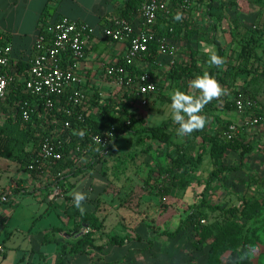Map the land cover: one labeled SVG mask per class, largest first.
Masks as SVG:
<instances>
[{
	"label": "crops",
	"instance_id": "obj_1",
	"mask_svg": "<svg viewBox=\"0 0 264 264\" xmlns=\"http://www.w3.org/2000/svg\"><path fill=\"white\" fill-rule=\"evenodd\" d=\"M124 1L0 0V38L11 46L10 69L25 73L35 54L33 43L37 33L46 24L66 16L93 28L94 38L86 46L81 72L86 76L87 87L108 93L111 88L102 78L101 64L121 62L125 53V44L109 41L101 35V30L109 18L119 15L116 10ZM232 11L236 16L235 27H231L226 17L219 19L215 15L202 14L203 7L183 16L188 24L187 35L180 32L177 36H169L176 43V51L159 53L153 63L147 60L144 64L145 70L156 82V91L148 97L145 104L136 100L130 107L138 118H143L142 126H153L147 121L149 111L143 109L149 101L160 99L169 104L170 92L176 88L186 91L188 81L200 75L199 71L215 70L218 76L223 77L221 73L226 69L230 70L234 65V70L239 72V79L232 83L231 79L224 76L223 81H218L221 86L228 89L229 94L214 99L205 106L202 113L208 118L205 129L198 131L194 138L188 139V136L180 138L177 135L173 138L174 144L185 143L186 148L191 150L193 155L203 149V153L206 152L211 158L208 143L200 147L202 137L217 133L227 121L238 126L240 137L251 143L253 138L264 139V124L246 128L241 123L249 117V113L226 107L227 101L234 95V90L242 88L245 84V75L240 71L245 70L246 66L244 62L238 63L237 57L247 29L257 24L264 31V0H235ZM209 46H214L216 53L219 56L221 54L225 59V64L219 69L209 68L206 64ZM171 59L174 60L172 66L169 65ZM261 59L257 63L260 67L264 64V55ZM184 64L193 69L192 76L188 77L180 73ZM174 68L176 71L172 78L170 72ZM17 84L19 83L14 85ZM14 85L10 87L7 97L0 99V134L8 137L7 145L0 147V186L7 187L12 182L16 183L14 196L9 201L0 203V264H58L57 254L61 246L65 247V251L59 264L205 263L207 254L202 259L182 258L185 252L190 256L197 255L198 248L184 251L181 245L173 246L181 234L178 233V225L173 228L167 226L168 209L161 207L159 203L161 195L156 193V189L147 185L148 176L152 178L151 181L163 177V174H160L159 178L157 171L162 169L161 158L165 163L167 161L165 156L167 146L150 137L146 132L135 133L138 135L139 147L131 148L128 151V158L111 154L112 146L101 166L66 178V185L70 184V188L65 193L68 196L65 201L64 198L56 203L47 201L42 191L31 184L28 171L17 157L20 155V141L24 136V130L17 124L19 119L13 118L11 114L12 102L17 97L16 93L12 92ZM256 99L253 102L256 104L258 101L257 108H261V112L264 111V90ZM160 111L161 109L158 110ZM174 126L175 124L170 122L168 131ZM243 132L249 135L247 139ZM26 136L29 140L24 145V149L31 151L35 148L34 140L29 137L33 136L32 131L27 130ZM172 149L173 146L168 148V150ZM162 153L163 157L160 156ZM124 171L127 173L126 177L122 176ZM196 173L198 174L199 171ZM195 181L196 179L193 178L190 184ZM138 186L141 188L139 191ZM74 189L88 195L89 198L84 202L86 212L95 211L97 215L104 217L102 228L95 234L94 240L96 245H102L101 249L85 246L83 251L74 254L66 252L69 248L68 242L83 232V229H80L77 234L74 233V225L78 219L68 214L76 209L70 195ZM188 191L189 189L183 198L177 196L182 194L177 190L173 196L182 201L183 199L194 201L193 193ZM167 196L171 195L162 197ZM42 201L47 202V206L41 211L39 204ZM57 227L61 229L59 232H56ZM173 233H175L173 239L168 240V236L171 237ZM114 238L123 240L120 244L111 242ZM248 247L249 255L241 264H264V243L252 241Z\"/></svg>",
	"mask_w": 264,
	"mask_h": 264
},
{
	"label": "built area",
	"instance_id": "obj_2",
	"mask_svg": "<svg viewBox=\"0 0 264 264\" xmlns=\"http://www.w3.org/2000/svg\"><path fill=\"white\" fill-rule=\"evenodd\" d=\"M191 2L143 0L137 11L129 16L108 19L101 35L109 41L125 44L121 62L101 64L102 78L111 88L108 93L87 87L86 76L81 72L86 46L94 38L93 28L83 22L62 16L46 24L35 36V54L25 73L10 69L11 46L0 45V99L7 97L15 83H21L20 91L29 97L18 95L12 102L11 114L28 125L37 138L24 166L31 184L42 191L47 201L56 203L64 198L65 180L71 173L96 169L105 161L115 137V127L111 125L106 130L94 131L90 124L84 123L86 118L90 116L98 122L100 107L108 99L121 100L130 109L136 100L145 104L156 91V82L144 68L149 44L156 42L161 54L173 53L177 46L169 35L158 34L153 26L161 12L190 13L201 9L198 3L190 8ZM172 64L173 59L169 61V65ZM136 68L141 72H136ZM235 106L237 111H244L245 100L240 93L235 97ZM73 118L84 123L86 135L83 139L72 135ZM244 122L250 126L264 124V111L247 117ZM236 128L235 124L230 125V129ZM98 137L101 145L96 143ZM96 148L101 150L97 152ZM15 187V182L7 187L0 186V203L14 196Z\"/></svg>",
	"mask_w": 264,
	"mask_h": 264
},
{
	"label": "trees",
	"instance_id": "obj_3",
	"mask_svg": "<svg viewBox=\"0 0 264 264\" xmlns=\"http://www.w3.org/2000/svg\"><path fill=\"white\" fill-rule=\"evenodd\" d=\"M143 0H125L123 5H121L116 12H118L121 16H129L131 12L137 11L139 6L141 5ZM181 1V0H179ZM194 2V3H193ZM196 3L201 4L204 8V15L211 16L215 15L219 19L228 18V22L231 27H235L236 16L232 11V6L235 4V0H192L189 4L190 8L195 7ZM203 3V5H202ZM177 6V5H176ZM176 11L172 10L169 13L161 12L158 14L157 20L153 26L154 30L160 35H169V36H177L180 32H183L187 35V22L185 19L182 21L176 22L173 20V15ZM183 13V16L189 15L188 13ZM110 17V16H109ZM42 28V27H41ZM46 35L48 32L44 30ZM0 44H5L4 41H1ZM261 53V54H260ZM159 54L158 45L156 42H151L149 44V50L147 53V60L153 63ZM264 55V31L261 30L257 24H254L253 27L247 29V33L244 41L241 44L240 51L238 53V63H245V70H241L240 73L245 75V84L242 88L234 90V95L227 101L226 107L229 109H236L235 106V97L240 93L244 96L245 107L243 112H248L249 116L259 115L261 114V108H257L258 101L256 104L252 102L257 98L262 90H264V64L262 67L259 66L258 61ZM222 57V55L220 54ZM262 60V59H261ZM237 67V66H236ZM181 69V68H180ZM176 69L174 68L172 72H170L172 78L174 76V72ZM136 72H141V69L136 68ZM222 72V71H221ZM183 75L188 77L193 75V69H191L187 64H184L182 71L180 72ZM180 73L178 75H180ZM202 74V71H199ZM210 75H212L217 81H223L224 76L231 79L232 83H235L236 80L239 79L238 70H234V65H232L229 69L224 70L221 74L223 77L218 76V72L215 70L209 71ZM228 79V80H229ZM15 87V88H14ZM12 92H15L18 96L27 97L26 93L20 91L22 85L19 83L14 85ZM15 89V90H14ZM157 89V87H156ZM257 100V99H256ZM249 101V104L247 103ZM101 119L96 122L90 116L86 118L84 123L90 124L91 129L94 131H102L110 128L111 125L115 127V137L111 142L110 149L113 146V142L117 138L118 135L133 132V133H143L146 132L150 137L163 142L167 146V151L165 156L167 161L165 166L162 167L159 172L158 177L160 178V174H163L161 179H156L151 181V177L148 176L147 185L150 188H156V193L158 195H174L177 191H180L182 194H177V196H181L183 198L186 191L191 186V181L195 176V170L198 169L203 156V149L199 151L196 155H193L191 150L186 148V144H174L173 138L176 136V128L177 125L173 127L171 131H168V125L171 119H168L159 125L153 126H142V119L138 118L135 114V111L129 109L126 106V103L119 101L118 99H108L104 105L100 107ZM127 119H129V123H126ZM73 120V124L75 129H83L84 123H79L76 120ZM18 126L20 125L24 130V136L21 139L20 143V155L18 160L21 164L26 163L27 157L30 155V151H25L24 145L28 142V136H26V131L28 129V125H25L20 120L17 121ZM86 125V124H85ZM230 121H227L222 124L221 130L213 135H208L206 137H202L201 148L204 143H208V152L212 159V168L206 175V179L204 182H201L200 178H195L198 182V185L201 186V189L198 191V195L200 196L198 202L188 200V204L192 207H196L197 209L200 206H207L216 211V218H220L223 220L220 226L215 227L213 224H205L198 225L201 218H199L196 222L191 224L194 225L192 228L195 230L196 234L199 236V239L208 237H212L213 239L209 242L207 260L204 264H215L217 258L220 253L227 250L230 246L236 243L238 239V234L244 228L243 223L241 222L242 218L253 216V212L256 211L258 205L261 204L260 200L264 197V179L260 178L255 174L250 175V183L247 187V191L245 190L241 194L231 195V192L227 196L222 197L221 201L214 202L213 204L208 203L205 197V193L208 189H210L211 182L214 179H218L220 174L240 168L243 160V156L247 154H251L256 146L251 143L249 140H245L240 137L238 131L236 129H230ZM250 126V125H247ZM198 131H194L190 135H188V139L190 137H195ZM32 140H34V144L37 142V138L35 135L29 136ZM8 137L2 136L0 134V147L7 145ZM170 146H173L172 150H168ZM227 150H234L240 154V164L237 167L224 166L221 163V158H223L224 153ZM84 172V170L80 169L71 173L73 176L75 174H79ZM150 180V181H149ZM160 180L159 185H156L157 181ZM156 181V182H155ZM70 188V184H64V201L68 196L65 194ZM258 194L262 196H257ZM264 201V200H263ZM72 218H77L78 221L74 225V233L77 234L80 229H83V232L75 237H73L69 242V248L66 250L69 254H74L78 251H83L85 246H95L96 248L101 249L102 245H96L94 243L95 234L100 231L103 225L104 217H100L93 212H86L83 216L80 215L77 209L74 210L73 213H68ZM250 215V216H249ZM257 221L262 222V227L264 228V214L256 218ZM60 227L56 228V232H59ZM247 230V229H246ZM245 230V233H246ZM244 233V235H246ZM198 239V240H199ZM123 240V239H122ZM117 240L116 238L112 239L111 242H122ZM246 240H243L245 243ZM65 251V247L61 246L60 251L58 252V264L62 257V253Z\"/></svg>",
	"mask_w": 264,
	"mask_h": 264
},
{
	"label": "rangeland",
	"instance_id": "obj_4",
	"mask_svg": "<svg viewBox=\"0 0 264 264\" xmlns=\"http://www.w3.org/2000/svg\"><path fill=\"white\" fill-rule=\"evenodd\" d=\"M172 88H174V86H172ZM168 105L169 104L167 101H162L160 99H155L154 102L149 101V103L143 108L145 111H149L147 113L148 124L155 125L168 120L170 118ZM159 109H161L160 112H158ZM242 124H245L244 120L241 125ZM245 126L246 128H249L247 127V125ZM239 127L241 128L242 126ZM243 133L244 137L247 139L249 135L246 132ZM137 139L138 135L135 133L132 134L127 132L118 135L113 142V149H111V154L126 158L128 155V151L131 148L134 149L139 147ZM251 141L255 146H257V148L254 149L251 154L243 156L241 167L225 171L220 174V177L218 179H214L211 182L210 189H208L205 193V197L208 203L213 204L214 202L221 201L222 197L229 194L228 192H231V195L235 197L234 195H239L245 190L247 191L251 174H255L264 179V139L258 138L257 140H255L253 138ZM160 156L163 157V153ZM211 160L212 159L209 158L206 152L203 153L202 161L198 169L195 170L194 180L195 178H200L203 182L205 181L206 175L211 168ZM164 163V160H162L161 158L160 166L164 167ZM221 163L224 166L237 167L240 164V154L234 150H227L224 153L223 158H221ZM126 164L128 163L126 162ZM198 171L199 173L197 174L196 172ZM126 174V171H124V174H122V176L126 177ZM159 183L160 182H157L156 185H159ZM200 189L201 186L198 185L196 181L191 184L189 188V191L192 192L195 197V202H198V200H200V196L197 194ZM137 190L139 191L141 190V188L138 186ZM257 196L259 197L262 195L258 194ZM160 198L161 201H159V203H161V207H163L164 209H168L166 223L168 224L167 226L173 228L175 225H178V233H181L178 241L175 242L173 246L176 247L178 245H181V247L184 248V251L191 248H198L197 255L194 254L190 256L189 253L185 252L182 258L187 260L190 259V257L192 259H194V257L202 259L208 253L209 242L213 238L210 236L207 239H199V236L196 234L195 230L192 229L194 225L191 223L196 222L199 218H201L198 225L213 224L215 225V227H218L221 225V223H223V220H221L220 218H216V211L205 205L200 206L197 209L196 207H192L190 204H188L187 199H183L182 201L180 199H177L173 195L167 197L161 196ZM263 200L264 197L260 200L261 204L258 205L256 211L253 212L255 213L254 217L249 215L250 217L242 218L241 222L244 224V228L238 234L236 243L230 246L224 252L220 253L215 264H233L236 257L239 255V250L248 251V245L250 242L257 241L262 244L264 243V228L262 227L263 224L261 221L256 220V218H259L264 214ZM39 205L40 210L42 211L47 206V202L42 201ZM244 233L246 235H244ZM174 234L175 233L171 234V237L168 236V240L173 239ZM243 240H246L245 243L243 242ZM260 254L263 255L262 253Z\"/></svg>",
	"mask_w": 264,
	"mask_h": 264
},
{
	"label": "clouds",
	"instance_id": "obj_5",
	"mask_svg": "<svg viewBox=\"0 0 264 264\" xmlns=\"http://www.w3.org/2000/svg\"><path fill=\"white\" fill-rule=\"evenodd\" d=\"M182 19V12L177 11L173 15V20L176 22L182 21ZM207 55L206 64L209 68L216 67L219 69L225 64V59L216 53L214 46H209ZM228 94V89L221 86L208 71H204L189 80L186 91H181L179 88L173 89L169 94L170 103L168 108L172 123L177 125V137L183 138L194 131H203L208 123V118L202 115L205 106L214 99H220ZM72 135L83 139L86 132L83 129H74ZM96 143L101 145L99 137L96 139ZM94 150L99 152L101 149L96 148ZM70 195L73 206L83 216L87 211L84 202L89 198L88 195L75 189ZM248 255L247 251L239 250V255L233 264H241L242 261L247 259Z\"/></svg>",
	"mask_w": 264,
	"mask_h": 264
}]
</instances>
